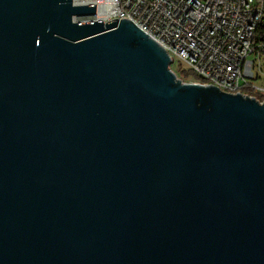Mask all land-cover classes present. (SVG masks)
Instances as JSON below:
<instances>
[{"label":"water","instance_id":"water-1","mask_svg":"<svg viewBox=\"0 0 264 264\" xmlns=\"http://www.w3.org/2000/svg\"><path fill=\"white\" fill-rule=\"evenodd\" d=\"M95 11L0 0V264H264V100Z\"/></svg>","mask_w":264,"mask_h":264},{"label":"built area","instance_id":"built-area-1","mask_svg":"<svg viewBox=\"0 0 264 264\" xmlns=\"http://www.w3.org/2000/svg\"><path fill=\"white\" fill-rule=\"evenodd\" d=\"M79 2L96 3V11L78 17L131 19L168 51L171 61L188 66L192 76L183 81L220 84L263 102L264 39L255 34L264 19V0Z\"/></svg>","mask_w":264,"mask_h":264},{"label":"rangeland","instance_id":"rangeland-1","mask_svg":"<svg viewBox=\"0 0 264 264\" xmlns=\"http://www.w3.org/2000/svg\"><path fill=\"white\" fill-rule=\"evenodd\" d=\"M171 67L181 79L192 76V73L188 70V66L177 58L171 62Z\"/></svg>","mask_w":264,"mask_h":264},{"label":"trees","instance_id":"trees-1","mask_svg":"<svg viewBox=\"0 0 264 264\" xmlns=\"http://www.w3.org/2000/svg\"><path fill=\"white\" fill-rule=\"evenodd\" d=\"M264 39V19L261 20L257 27V31L255 34V39Z\"/></svg>","mask_w":264,"mask_h":264},{"label":"bare ground","instance_id":"bare-ground-1","mask_svg":"<svg viewBox=\"0 0 264 264\" xmlns=\"http://www.w3.org/2000/svg\"><path fill=\"white\" fill-rule=\"evenodd\" d=\"M78 19H88V17H78ZM209 84H210V83H209ZM211 84H214V85L218 86L220 89L226 91V87H225V86H221L220 84H216V83H211ZM229 92H233V93H235L236 90H229Z\"/></svg>","mask_w":264,"mask_h":264}]
</instances>
